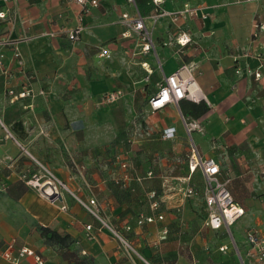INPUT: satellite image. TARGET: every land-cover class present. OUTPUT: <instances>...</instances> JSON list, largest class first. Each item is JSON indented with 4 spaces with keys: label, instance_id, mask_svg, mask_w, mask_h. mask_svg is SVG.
I'll use <instances>...</instances> for the list:
<instances>
[{
    "label": "crops",
    "instance_id": "0c3cea01",
    "mask_svg": "<svg viewBox=\"0 0 264 264\" xmlns=\"http://www.w3.org/2000/svg\"><path fill=\"white\" fill-rule=\"evenodd\" d=\"M185 3L205 6L209 18L177 26L163 19L154 30L157 58L137 54L136 36H123L125 29L117 21L122 13L132 12L125 0H101L85 17L86 31L76 44L62 33L77 25L79 7L73 0L0 1V11L11 16V21L0 20V41L59 33L21 42L23 64L14 58L12 47H0L5 56L0 68L1 242L16 240L17 246L34 249L45 264H68L34 232L41 225L69 235L74 248L94 264H146L142 258L150 264H191L188 251L174 244L188 200L186 188H156L152 171L136 169V149L150 156L158 137L182 142L189 137L185 122H196L203 131L195 130L191 137L205 157L219 164L222 179L229 180L228 189L245 214L215 254L192 252L193 258L196 264H208L209 257L217 264H233L231 246L240 260L251 261L246 231L254 229L264 239V32L253 39L254 25L264 22V8L242 0H166L164 6L174 11ZM139 5L144 14L152 10L147 0ZM179 30L190 33L199 49L180 54L175 44ZM101 49L111 57H100ZM183 64L192 65L196 98L188 96L152 113L150 98ZM258 71L261 78L255 80L252 73ZM24 88L45 94L21 99L9 94ZM118 90L124 94L119 101L98 103L104 94ZM164 133L174 137L164 139ZM114 157L127 167L108 168ZM95 161L105 163L97 167ZM46 171L84 197L94 193L105 219L130 248L110 230L98 231L99 223L67 193L56 203L38 194L28 180L42 178ZM112 178L122 184H112ZM153 191L164 220L139 225L141 215L156 214L149 199ZM90 224L93 240L87 238ZM0 264L8 263L0 258ZM23 264H33V259Z\"/></svg>",
    "mask_w": 264,
    "mask_h": 264
},
{
    "label": "built area",
    "instance_id": "2783aa9c",
    "mask_svg": "<svg viewBox=\"0 0 264 264\" xmlns=\"http://www.w3.org/2000/svg\"><path fill=\"white\" fill-rule=\"evenodd\" d=\"M3 3L18 0H0ZM79 7L77 25L65 32H62L67 36L72 44L79 42L86 31L84 25V19L86 16L92 13L94 9H97L101 5V0H73ZM126 4L132 8V12H124L121 14L117 23L124 27V37L136 36L139 55L156 54V46L154 40V30L157 25L163 20L168 19L173 25H178L181 21L186 22L188 20H207L209 13L207 8L203 5H192L185 3L182 7L170 11L164 6L166 0H147L151 6V12L144 14L140 8L139 0H125ZM246 3H258L264 8V0H242ZM0 20L11 21V16L8 11H0ZM264 32V22L256 23L254 25L253 39L259 38L260 34ZM59 35L58 32L47 31L36 36H22L17 40H10L8 38L0 41V47H12L14 49V58L20 63L22 62V55L19 49V44L24 41L37 39L40 37L54 38ZM171 44V43H170ZM175 44L178 46V52L180 54L185 53L189 48L198 50L199 47L193 41L190 33L179 30L175 37ZM100 57L110 58L111 55L105 49H101ZM4 55L0 54V68L4 65ZM158 58V57H157ZM144 68L148 70V64H142ZM255 80L261 78V73H252ZM194 84V77L192 75V65L188 66L183 64L176 72L168 75L164 79V83L159 85L158 91L150 98L149 107L152 113L161 110L169 104H177L180 100L186 97L196 98V93L191 87ZM9 94L13 95L16 99L21 98H35L38 95H44V91L35 93L31 88H24L21 92L15 94L13 90H9ZM124 96L123 92L118 90L104 94L100 100V105L113 104ZM185 126L189 136L195 130L202 132V127L196 122H185ZM164 139L174 137V133H164L162 135ZM188 170L191 174L197 171H201L205 182V206L207 210V217L205 219V226L211 230L219 231L222 229L227 230L231 234L232 225L242 218L245 214V209L240 206L230 190L228 189L229 180H223L221 177V168L219 164L210 157H205L198 146L195 143H191L190 155L187 164ZM151 175V173H149ZM47 180L40 182L41 178H36L35 181L30 182V185L38 188L41 195L47 198L51 202L59 201L62 193L65 192L70 195L77 204H79L86 212L92 216L98 223V231L102 229H108L112 234L119 239L126 247L130 248L129 243L122 235L115 230L108 221L102 217L101 209L94 198L83 199L78 192L73 191L64 181L55 176L50 171H46L44 175ZM50 190V191H49ZM49 191V192H48ZM46 192V194L44 193ZM193 193L192 189H186L184 195L188 197ZM149 199L151 202V209L156 213L154 216L141 215L138 219V224L155 223L156 221H163L164 215L159 213L161 208V202L156 192L149 193ZM65 209V207H63ZM131 228L128 226L127 230ZM87 238L89 240L95 239V233L93 232V226L87 225ZM168 231L163 230L162 239H166ZM246 243L249 246L247 257L254 263L264 262V239L260 234L254 230L249 229L246 231ZM227 247H221V251H225ZM0 258L8 264H23L26 258L33 259V264H45L44 258L37 253L34 249L28 246H17L16 240L8 242L0 241ZM142 258V257H141ZM146 264H150L144 258H142ZM241 264H245V260L241 257Z\"/></svg>",
    "mask_w": 264,
    "mask_h": 264
},
{
    "label": "rangeland",
    "instance_id": "374dc122",
    "mask_svg": "<svg viewBox=\"0 0 264 264\" xmlns=\"http://www.w3.org/2000/svg\"><path fill=\"white\" fill-rule=\"evenodd\" d=\"M192 142L197 145L195 137L189 136L188 138H184L182 142H167L158 137L157 149L152 155L149 156L148 153L143 149H136V169H140L145 172L148 170L152 171L155 176L154 181L156 182V188H160L163 186V184H166L176 187L175 190H178L180 187L193 190V193L187 197L188 200L184 213L179 216V224L181 223L182 226L180 227L179 225L176 229L177 233L174 244H176V247L179 248V250H187L189 253L190 263L196 264L192 252H196L195 254L199 252V254L205 253L208 255H213L218 250L220 244L226 243V239L229 240V235L226 230L213 231L204 224L206 210L204 207L205 182L203 175L201 171H197L192 175L188 173L189 170L187 172V164ZM94 163L97 165V167H101L102 163L105 162L95 161ZM123 163L124 162L121 161V159L114 157L113 160L107 162V166L108 168L127 167V162H125V165ZM35 179L36 178L28 180V184H30L32 181H35ZM45 180H47V177L44 176L41 178L40 182H44ZM110 181L114 185L122 184V181L117 178H112ZM146 181L148 182L149 180ZM35 189L38 191V194L41 195L38 188ZM79 195L81 196L82 194L79 193ZM81 197L83 199L94 198L97 201L96 195L92 192L87 194V198L83 195ZM102 217L105 218L103 214ZM180 220L182 222H180ZM42 227L43 226L41 225L34 226V232L41 235ZM237 227L238 226L235 225L231 229L235 232ZM181 228H183V231H181ZM43 240L45 244L51 246L68 264H94L90 257L81 255V253H79V251L74 248L73 243H71V245L66 248H61L58 245L48 244L44 238ZM238 245L240 247V251L243 252V246H241L239 243ZM228 254H230V262L233 264H241V260L238 255H236L233 247L230 246ZM245 261L246 264H256L253 261H249L247 259H245ZM198 263L199 262H197V264ZM208 264H217V262L214 261L212 257H209Z\"/></svg>",
    "mask_w": 264,
    "mask_h": 264
},
{
    "label": "trees",
    "instance_id": "16d2710c",
    "mask_svg": "<svg viewBox=\"0 0 264 264\" xmlns=\"http://www.w3.org/2000/svg\"><path fill=\"white\" fill-rule=\"evenodd\" d=\"M41 236L46 240L48 244L58 245L61 248H66L73 243V240L69 235H61L55 230L49 227L41 228Z\"/></svg>",
    "mask_w": 264,
    "mask_h": 264
},
{
    "label": "bare ground",
    "instance_id": "6f19581e",
    "mask_svg": "<svg viewBox=\"0 0 264 264\" xmlns=\"http://www.w3.org/2000/svg\"><path fill=\"white\" fill-rule=\"evenodd\" d=\"M49 191H50V190H49ZM49 191H48V192H49ZM44 193L46 194V192H44Z\"/></svg>",
    "mask_w": 264,
    "mask_h": 264
}]
</instances>
